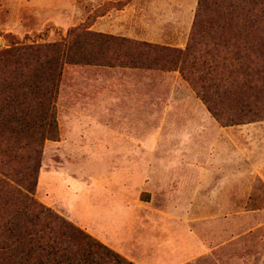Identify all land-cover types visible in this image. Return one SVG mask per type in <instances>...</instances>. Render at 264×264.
Segmentation results:
<instances>
[{"label": "rangeland", "instance_id": "374dc122", "mask_svg": "<svg viewBox=\"0 0 264 264\" xmlns=\"http://www.w3.org/2000/svg\"><path fill=\"white\" fill-rule=\"evenodd\" d=\"M198 4L0 0V50L78 27L184 49ZM261 42L259 79L207 94L220 118L178 70L64 64L34 198L135 264H264Z\"/></svg>", "mask_w": 264, "mask_h": 264}, {"label": "trees", "instance_id": "16d2710c", "mask_svg": "<svg viewBox=\"0 0 264 264\" xmlns=\"http://www.w3.org/2000/svg\"><path fill=\"white\" fill-rule=\"evenodd\" d=\"M199 0L184 49L72 28L62 39L0 50V264H135L38 202L41 147L55 139V101L64 64L178 70L216 118L208 93L254 77L264 39V0L221 8ZM230 7V8H229ZM244 22L234 24L236 9ZM244 42L239 46L236 39Z\"/></svg>", "mask_w": 264, "mask_h": 264}, {"label": "crops", "instance_id": "0c3cea01", "mask_svg": "<svg viewBox=\"0 0 264 264\" xmlns=\"http://www.w3.org/2000/svg\"><path fill=\"white\" fill-rule=\"evenodd\" d=\"M140 177V176H139ZM139 177H137L136 175H134L133 177H132V180H135V182H137V181H139L140 179H139ZM139 179V180H138ZM140 182V181H139ZM107 219H105V221H106ZM109 232H110V228H109ZM103 241V240H102ZM107 241V240H106ZM172 256H176L174 253H172Z\"/></svg>", "mask_w": 264, "mask_h": 264}]
</instances>
